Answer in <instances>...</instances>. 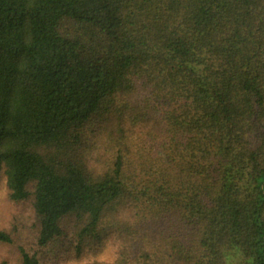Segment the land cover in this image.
<instances>
[{"label":"trees","instance_id":"1","mask_svg":"<svg viewBox=\"0 0 264 264\" xmlns=\"http://www.w3.org/2000/svg\"><path fill=\"white\" fill-rule=\"evenodd\" d=\"M0 264H264V0H0Z\"/></svg>","mask_w":264,"mask_h":264},{"label":"rangeland","instance_id":"2","mask_svg":"<svg viewBox=\"0 0 264 264\" xmlns=\"http://www.w3.org/2000/svg\"><path fill=\"white\" fill-rule=\"evenodd\" d=\"M3 191L0 192V194H2Z\"/></svg>","mask_w":264,"mask_h":264}]
</instances>
